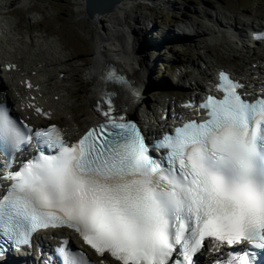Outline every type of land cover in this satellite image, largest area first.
Wrapping results in <instances>:
<instances>
[{"label": "snow or ice", "instance_id": "6c2138e0", "mask_svg": "<svg viewBox=\"0 0 264 264\" xmlns=\"http://www.w3.org/2000/svg\"><path fill=\"white\" fill-rule=\"evenodd\" d=\"M101 80L131 89L114 71ZM217 80L221 97L186 105L205 118L155 143L113 115L114 92L96 103L104 122L74 143L57 126L33 130L0 106V240L30 246L40 230L67 227L121 264H194L210 238L230 249L222 264H254L248 249L264 252V83L250 92L225 71ZM33 143L55 154L38 148L14 168ZM56 251L60 264H93L67 242Z\"/></svg>", "mask_w": 264, "mask_h": 264}, {"label": "bare ground", "instance_id": "6f19581e", "mask_svg": "<svg viewBox=\"0 0 264 264\" xmlns=\"http://www.w3.org/2000/svg\"><path fill=\"white\" fill-rule=\"evenodd\" d=\"M12 2L13 0H5L4 4L7 7L9 4L12 5ZM130 2L131 0H123L112 13L98 14L94 19H90L97 30L96 53L86 72L88 86L86 101L91 111L86 113L84 125H81L76 119L73 92L67 86V83L75 84L77 81L76 70L67 68L64 64V57L58 52L56 53V49L52 45L50 50L54 49L55 55H41L44 50L40 47L39 39L31 35L21 37V34H14L13 23L5 19H0V65H2L0 78L5 79L0 84V96L7 97L15 107L21 110L24 116L28 115L36 123L47 121L48 117L60 119L64 122L63 126L67 135L78 137L87 126L103 120V117L96 111V103L107 86L101 78L112 65L119 72L125 73L131 78V89L121 87L114 89L116 91L113 100L115 112H119L121 103L124 105L125 113L131 115L130 112H135L136 103L139 101L140 94L143 93L150 64L149 62L145 63V60L135 53L139 38L132 33L133 29H137L133 23L136 16L129 10ZM76 3L78 10L84 13L85 0H76ZM214 11L215 14L210 15L207 12L202 13V18L208 22L194 21L188 27L189 30H194L189 35L195 37V46L202 49L222 47L219 54L202 60L197 65L194 62H188L187 67L194 66L197 70V76L188 83L189 97L202 98L211 88L213 90L217 83L216 75L223 67L229 69L232 75L242 82L252 84L254 87L249 91L255 92V86L264 83V40H257L253 37L252 32L259 30L263 23L258 24L256 21L248 23L228 16L220 10L214 9ZM171 38L167 33H162L160 36L164 42L171 41ZM24 48L30 50L28 55L22 54L21 49ZM260 48L262 49L261 53L257 51ZM224 55H227L229 59L240 56L255 57L247 66L237 61L227 66L222 59ZM29 84L31 87L28 86ZM182 102L178 99H163L155 110L150 109L148 113L137 114L144 131L151 136H157L175 122L181 119H190L197 114V108H185ZM36 107L41 108L47 115L37 113ZM165 112L168 114L166 118L162 116ZM67 233L54 230L44 236L46 238L40 240H43L42 244L47 248L51 242H58ZM221 248L218 244L208 242L201 251V259H205V263H211L220 256L219 249ZM38 253L35 250L32 256H27L21 261L16 260V262L13 257H10L8 262L9 264H36ZM106 264L113 263L106 260Z\"/></svg>", "mask_w": 264, "mask_h": 264}, {"label": "rangeland", "instance_id": "374dc122", "mask_svg": "<svg viewBox=\"0 0 264 264\" xmlns=\"http://www.w3.org/2000/svg\"><path fill=\"white\" fill-rule=\"evenodd\" d=\"M4 3L5 0H0V19L13 23L14 34L36 37L44 50L41 55L58 52L64 57L67 68L76 70L77 81L75 84L69 82L67 86L73 92L76 119L84 125L86 113L91 111L86 101V72L96 53L97 30L92 20L85 10L84 13L78 10L76 0H13L12 5L7 7ZM214 9L244 22L264 23V0H131L129 10L136 16L133 23L137 29H133L132 33L139 38L135 53L150 64L143 93L136 103L135 112H130L132 116L138 117L139 113L155 110L163 99L181 100L189 96L188 83L197 76V70L194 66L187 67L188 62L197 65L219 54L222 47L199 48L195 46L194 36L178 34V31L186 28L193 33L194 30H189L187 25L194 21L208 22L202 18V13L210 15L215 12ZM180 23L188 24L187 27H179ZM162 33H167L172 40H161ZM51 45L56 53L54 49L50 50ZM21 51L28 55L30 50L24 48ZM257 51L261 53L262 49ZM253 57L229 59L224 55L222 59L227 66L236 61L247 66ZM4 80L1 77L0 84ZM169 84L172 88L168 87ZM53 120L64 125L60 119Z\"/></svg>", "mask_w": 264, "mask_h": 264}, {"label": "water", "instance_id": "95a60500", "mask_svg": "<svg viewBox=\"0 0 264 264\" xmlns=\"http://www.w3.org/2000/svg\"><path fill=\"white\" fill-rule=\"evenodd\" d=\"M123 0H85V13L90 19L98 14H110Z\"/></svg>", "mask_w": 264, "mask_h": 264}, {"label": "trees", "instance_id": "16d2710c", "mask_svg": "<svg viewBox=\"0 0 264 264\" xmlns=\"http://www.w3.org/2000/svg\"><path fill=\"white\" fill-rule=\"evenodd\" d=\"M168 87H169V88H172V85H171V84H169V85H168Z\"/></svg>", "mask_w": 264, "mask_h": 264}]
</instances>
